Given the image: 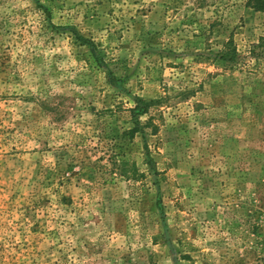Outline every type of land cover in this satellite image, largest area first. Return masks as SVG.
<instances>
[{
    "label": "rangeland",
    "instance_id": "1",
    "mask_svg": "<svg viewBox=\"0 0 264 264\" xmlns=\"http://www.w3.org/2000/svg\"><path fill=\"white\" fill-rule=\"evenodd\" d=\"M257 0H0V264H264Z\"/></svg>",
    "mask_w": 264,
    "mask_h": 264
},
{
    "label": "trees",
    "instance_id": "2",
    "mask_svg": "<svg viewBox=\"0 0 264 264\" xmlns=\"http://www.w3.org/2000/svg\"><path fill=\"white\" fill-rule=\"evenodd\" d=\"M259 3L256 5V7L260 10H264V0H257Z\"/></svg>",
    "mask_w": 264,
    "mask_h": 264
}]
</instances>
